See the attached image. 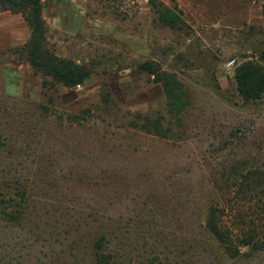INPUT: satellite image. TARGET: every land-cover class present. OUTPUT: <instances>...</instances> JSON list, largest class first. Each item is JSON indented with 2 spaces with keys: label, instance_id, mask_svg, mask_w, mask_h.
<instances>
[{
  "label": "rangeland",
  "instance_id": "374dc122",
  "mask_svg": "<svg viewBox=\"0 0 264 264\" xmlns=\"http://www.w3.org/2000/svg\"><path fill=\"white\" fill-rule=\"evenodd\" d=\"M160 1L180 26L149 0H43L48 46L92 70L72 88L21 59L30 29L0 13V264H264L207 223L264 229V97L245 102L226 70L263 56L264 0ZM147 61L184 83L180 120Z\"/></svg>",
  "mask_w": 264,
  "mask_h": 264
},
{
  "label": "trees",
  "instance_id": "16d2710c",
  "mask_svg": "<svg viewBox=\"0 0 264 264\" xmlns=\"http://www.w3.org/2000/svg\"><path fill=\"white\" fill-rule=\"evenodd\" d=\"M114 3H123L124 0H110ZM155 9L159 20L171 27H178L183 23L179 12L166 7L160 0H149ZM9 11L13 14H21L30 29L31 35L28 42L19 49L21 59L26 60L35 70L46 79L67 88L84 85L92 77V70L83 64L73 60L59 57L54 50L48 46L49 27L44 17L43 0H0V13ZM264 54L259 60L248 59L241 62L234 72L237 91L245 102H257L264 97ZM140 69L154 77L155 82L162 84L168 99L169 114L180 120L181 115L189 106V95L176 73L163 70L154 61H147L140 65ZM148 132H156L162 135L161 118L151 120L145 117L141 125ZM256 171H250L255 173ZM263 177V176H262ZM264 189V187H262ZM21 201L24 195L20 192ZM264 203V202H263ZM18 211V210H17ZM215 209L210 212L207 223L213 235L223 244L226 252L231 257H242L250 255L260 249H264V229L254 230L250 233L240 232L235 241L231 232L224 229L220 223V217L216 215ZM17 215L13 218L19 219ZM108 256L101 253L98 255V264H105ZM110 259H106L108 262Z\"/></svg>",
  "mask_w": 264,
  "mask_h": 264
},
{
  "label": "built area",
  "instance_id": "2783aa9c",
  "mask_svg": "<svg viewBox=\"0 0 264 264\" xmlns=\"http://www.w3.org/2000/svg\"><path fill=\"white\" fill-rule=\"evenodd\" d=\"M235 67H236V60L233 59L231 61H229L227 64H226V70L227 72H229L230 74L234 73L235 72ZM81 85H78V87H80Z\"/></svg>",
  "mask_w": 264,
  "mask_h": 264
},
{
  "label": "crops",
  "instance_id": "0c3cea01",
  "mask_svg": "<svg viewBox=\"0 0 264 264\" xmlns=\"http://www.w3.org/2000/svg\"><path fill=\"white\" fill-rule=\"evenodd\" d=\"M5 13H7V12H5Z\"/></svg>",
  "mask_w": 264,
  "mask_h": 264
}]
</instances>
